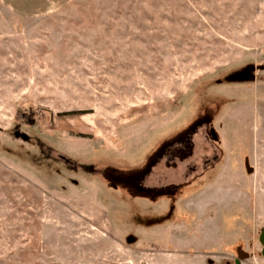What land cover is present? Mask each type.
I'll return each mask as SVG.
<instances>
[{
	"label": "rangeland",
	"instance_id": "rangeland-1",
	"mask_svg": "<svg viewBox=\"0 0 264 264\" xmlns=\"http://www.w3.org/2000/svg\"><path fill=\"white\" fill-rule=\"evenodd\" d=\"M261 79L264 0L0 4V264H264Z\"/></svg>",
	"mask_w": 264,
	"mask_h": 264
},
{
	"label": "crops",
	"instance_id": "crops-1",
	"mask_svg": "<svg viewBox=\"0 0 264 264\" xmlns=\"http://www.w3.org/2000/svg\"><path fill=\"white\" fill-rule=\"evenodd\" d=\"M73 0H0L3 8L19 18H36L56 12ZM257 108L264 116V79L254 85Z\"/></svg>",
	"mask_w": 264,
	"mask_h": 264
},
{
	"label": "water",
	"instance_id": "water-1",
	"mask_svg": "<svg viewBox=\"0 0 264 264\" xmlns=\"http://www.w3.org/2000/svg\"><path fill=\"white\" fill-rule=\"evenodd\" d=\"M250 170L249 169H247V172H249ZM259 241H260V243L262 244V246H263V248H262V256H263V258H264V232H261V234H260V236H259ZM235 264H240L239 263V261L237 260L236 262H235Z\"/></svg>",
	"mask_w": 264,
	"mask_h": 264
},
{
	"label": "flooded vegetation",
	"instance_id": "flooded-vegetation-1",
	"mask_svg": "<svg viewBox=\"0 0 264 264\" xmlns=\"http://www.w3.org/2000/svg\"><path fill=\"white\" fill-rule=\"evenodd\" d=\"M210 134H211L212 138L215 139V134H214L212 129L210 130Z\"/></svg>",
	"mask_w": 264,
	"mask_h": 264
}]
</instances>
